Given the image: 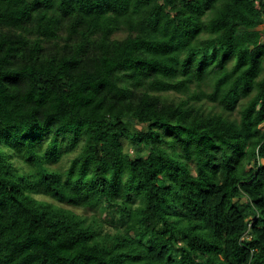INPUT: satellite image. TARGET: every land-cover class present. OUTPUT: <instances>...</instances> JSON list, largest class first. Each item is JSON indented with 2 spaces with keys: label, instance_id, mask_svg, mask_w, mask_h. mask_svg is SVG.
Returning <instances> with one entry per match:
<instances>
[{
  "label": "trees",
  "instance_id": "1",
  "mask_svg": "<svg viewBox=\"0 0 264 264\" xmlns=\"http://www.w3.org/2000/svg\"><path fill=\"white\" fill-rule=\"evenodd\" d=\"M263 23L264 0H0V264H264Z\"/></svg>",
  "mask_w": 264,
  "mask_h": 264
},
{
  "label": "rangeland",
  "instance_id": "2",
  "mask_svg": "<svg viewBox=\"0 0 264 264\" xmlns=\"http://www.w3.org/2000/svg\"><path fill=\"white\" fill-rule=\"evenodd\" d=\"M261 28L264 31V23L261 25ZM118 38H123L126 36V30H120L115 34ZM194 85L192 86V89H194ZM208 85H204V89H208ZM170 97L175 98H181L184 97L185 94L183 93H177V92H171L169 94ZM211 106H208L210 108ZM237 113L232 114V117H235ZM124 147L126 151H129L131 153H135V149L132 147L131 142L128 139L123 140ZM80 146H77L76 148L72 150H68L64 152V155L59 163L52 164L49 166L51 169H59V170H65L70 163V160L79 152ZM142 153H146V150L141 149ZM13 163L15 166L21 171H35L34 167L29 165L27 161L23 160L20 157H16L13 159ZM38 198H44L49 201V198L44 197L43 195H37ZM54 203H59L62 206L66 208H71L73 211L78 213L81 217L84 219V223L91 224L94 227H97L102 231V233L110 234V235H116V234H122L123 229L120 228V223L116 217L112 216V213L109 211H104L101 208H96L93 206L88 207H73L66 203H60L57 200L53 199Z\"/></svg>",
  "mask_w": 264,
  "mask_h": 264
}]
</instances>
